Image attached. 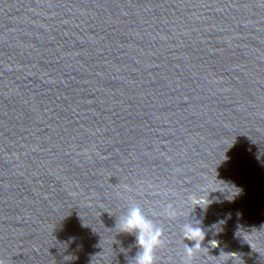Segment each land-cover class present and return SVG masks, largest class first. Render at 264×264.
Instances as JSON below:
<instances>
[{"label": "water", "instance_id": "water-1", "mask_svg": "<svg viewBox=\"0 0 264 264\" xmlns=\"http://www.w3.org/2000/svg\"><path fill=\"white\" fill-rule=\"evenodd\" d=\"M135 205L264 264V0H0V262L134 264Z\"/></svg>", "mask_w": 264, "mask_h": 264}, {"label": "clouds", "instance_id": "clouds-1", "mask_svg": "<svg viewBox=\"0 0 264 264\" xmlns=\"http://www.w3.org/2000/svg\"><path fill=\"white\" fill-rule=\"evenodd\" d=\"M164 213L169 218H175L177 215L175 208L171 204L165 207ZM116 227L122 233H136L135 243L139 251L134 258V264H155L154 252L164 243L162 239L163 229L145 216L140 206L135 205L128 208L120 216ZM181 233L184 241L194 242L192 246L185 243L182 257V264H191L195 254L202 247L201 242L205 238V232L200 227L199 221H190L183 224Z\"/></svg>", "mask_w": 264, "mask_h": 264}]
</instances>
